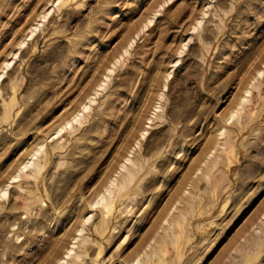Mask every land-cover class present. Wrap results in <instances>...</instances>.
<instances>
[{"label": "rangeland", "instance_id": "rangeland-1", "mask_svg": "<svg viewBox=\"0 0 264 264\" xmlns=\"http://www.w3.org/2000/svg\"><path fill=\"white\" fill-rule=\"evenodd\" d=\"M0 264H264V0H0Z\"/></svg>", "mask_w": 264, "mask_h": 264}]
</instances>
